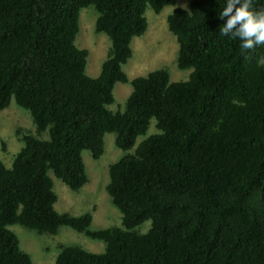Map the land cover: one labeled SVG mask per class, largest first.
<instances>
[{
	"label": "trees",
	"instance_id": "1",
	"mask_svg": "<svg viewBox=\"0 0 264 264\" xmlns=\"http://www.w3.org/2000/svg\"><path fill=\"white\" fill-rule=\"evenodd\" d=\"M225 2L192 0L167 17L178 67L192 68L171 82L166 69L129 81L123 65L147 29V8L160 13L176 0H0V112L14 99L35 125L11 167L0 160V264H34L14 224L48 234L70 226L105 243L101 253L63 245L56 264H264V44L243 50L220 35ZM90 5L96 32L111 41L97 77L75 43ZM117 82L132 92L114 112ZM152 119L157 132L109 167L105 188L122 227L91 230V212L54 209L50 171L79 190L84 150L99 159L113 132L129 151ZM146 221L147 232L135 231Z\"/></svg>",
	"mask_w": 264,
	"mask_h": 264
},
{
	"label": "rangeland",
	"instance_id": "2",
	"mask_svg": "<svg viewBox=\"0 0 264 264\" xmlns=\"http://www.w3.org/2000/svg\"><path fill=\"white\" fill-rule=\"evenodd\" d=\"M192 0H176L175 5H167L160 13L150 7L146 10L147 29L141 36L131 42L132 56L123 65L129 81L137 76H146L157 69H166L170 81H185L189 78L192 68L180 69L177 64L179 45L175 35L169 30L167 17L175 7L189 9ZM98 12L90 5L80 11L79 33L76 45L88 51L86 72L91 77L100 74L101 66L111 47V41L104 32H96L95 24ZM114 102L108 105L112 111H122L126 100L132 92L130 82H117L114 86ZM23 132H35V125L29 111L18 106L14 99L8 107L0 112V160L11 167L12 161L22 148ZM157 132L155 119H152L147 132L137 137L132 149L123 151L115 142L116 134L106 133L104 136V152L99 159H94L89 150L82 152L88 182L79 190H71L61 179L50 171L53 180V191L57 195L54 209L58 213H69L77 216L85 212L92 213L91 230L106 229L112 226L122 227V215L113 204L106 191L109 181V167L126 153H132L139 142ZM47 135H43L46 137ZM151 227L146 221L135 228L145 233ZM17 235L20 248L27 252L34 264H56V257L63 245H77L93 253L104 252L105 243L78 232L70 226H60L56 234L38 233L19 224L9 226Z\"/></svg>",
	"mask_w": 264,
	"mask_h": 264
},
{
	"label": "clouds",
	"instance_id": "3",
	"mask_svg": "<svg viewBox=\"0 0 264 264\" xmlns=\"http://www.w3.org/2000/svg\"><path fill=\"white\" fill-rule=\"evenodd\" d=\"M219 17L225 21L220 35L239 39L241 49L264 44V9H253L252 0H226Z\"/></svg>",
	"mask_w": 264,
	"mask_h": 264
}]
</instances>
